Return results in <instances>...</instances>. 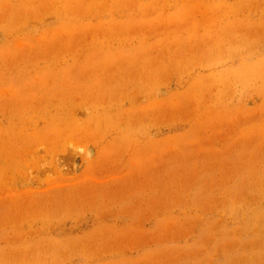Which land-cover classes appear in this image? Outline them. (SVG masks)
<instances>
[{
  "label": "rangeland",
  "instance_id": "1",
  "mask_svg": "<svg viewBox=\"0 0 264 264\" xmlns=\"http://www.w3.org/2000/svg\"><path fill=\"white\" fill-rule=\"evenodd\" d=\"M0 264H264V0H0Z\"/></svg>",
  "mask_w": 264,
  "mask_h": 264
},
{
  "label": "clouds",
  "instance_id": "2",
  "mask_svg": "<svg viewBox=\"0 0 264 264\" xmlns=\"http://www.w3.org/2000/svg\"><path fill=\"white\" fill-rule=\"evenodd\" d=\"M71 147V146H70ZM77 153H79L81 156L87 155V158L91 159L92 157V151L90 149H85L83 147L74 149Z\"/></svg>",
  "mask_w": 264,
  "mask_h": 264
}]
</instances>
